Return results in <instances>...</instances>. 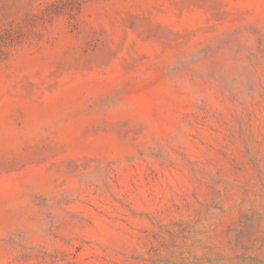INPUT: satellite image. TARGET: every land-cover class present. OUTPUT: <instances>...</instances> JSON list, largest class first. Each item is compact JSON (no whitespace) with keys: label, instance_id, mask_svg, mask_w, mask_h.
Here are the masks:
<instances>
[{"label":"rangeland","instance_id":"obj_1","mask_svg":"<svg viewBox=\"0 0 264 264\" xmlns=\"http://www.w3.org/2000/svg\"><path fill=\"white\" fill-rule=\"evenodd\" d=\"M0 264H264V0H0Z\"/></svg>","mask_w":264,"mask_h":264}]
</instances>
